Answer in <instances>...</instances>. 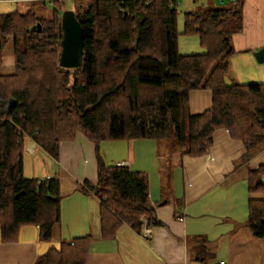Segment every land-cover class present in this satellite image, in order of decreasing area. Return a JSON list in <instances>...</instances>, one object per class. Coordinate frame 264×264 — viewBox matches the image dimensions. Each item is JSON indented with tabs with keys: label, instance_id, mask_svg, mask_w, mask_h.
<instances>
[{
	"label": "trees",
	"instance_id": "trees-1",
	"mask_svg": "<svg viewBox=\"0 0 264 264\" xmlns=\"http://www.w3.org/2000/svg\"><path fill=\"white\" fill-rule=\"evenodd\" d=\"M19 1L32 8L0 15V53L12 38L16 60L13 74L0 73V231L5 241H17L29 225L49 241L62 221L61 180L25 175L29 139L55 160L61 144L80 134L97 146L98 183L87 181L79 188L101 201L108 238L124 225L142 232L146 220L149 226L162 224L148 175L108 166L100 155L102 143L175 136L173 148L182 159L200 158L209 153L215 132L226 129L244 143L245 160L264 151V84H240L232 74L233 38L243 31L244 0L185 13L183 35L199 37L205 50L200 55L179 52V0ZM37 3L52 7V16L40 14ZM67 10L83 27L80 68L60 64ZM200 90L213 93V107L192 115L190 96ZM250 178L251 193L264 192V167ZM248 225L255 238L264 239L263 200L250 201ZM91 240L62 242L36 264H84Z\"/></svg>",
	"mask_w": 264,
	"mask_h": 264
},
{
	"label": "crops",
	"instance_id": "crops-1",
	"mask_svg": "<svg viewBox=\"0 0 264 264\" xmlns=\"http://www.w3.org/2000/svg\"><path fill=\"white\" fill-rule=\"evenodd\" d=\"M224 1L204 0L200 6L220 7ZM243 15V31L233 38L232 74L240 84H264V64L256 58L264 49V0H244ZM180 45L179 41V49ZM212 107L211 91L191 93L192 115ZM161 143L154 139L116 141L110 148L117 155L110 158L113 165L105 158L108 166H127L148 175L155 216L162 225L149 226L146 220L142 232L124 225L108 238L102 231L101 201L79 188L87 181L98 183L97 146L80 134L76 141L61 144L55 160L29 139L26 155L30 161L42 160L52 172L57 166L71 174L76 185L62 193V221L51 240L42 239L33 225L22 227L14 242L5 241L0 231V264H36L62 242L88 236L92 240L84 264H264V239L255 238L248 225L250 201H264V192L250 191L251 172L264 167V151L245 160L244 143L226 129L215 132L209 153L200 158L182 159L177 152L170 162L169 156L160 155ZM28 166L25 159L26 176ZM53 177L57 176L46 178Z\"/></svg>",
	"mask_w": 264,
	"mask_h": 264
},
{
	"label": "rangeland",
	"instance_id": "rangeland-1",
	"mask_svg": "<svg viewBox=\"0 0 264 264\" xmlns=\"http://www.w3.org/2000/svg\"><path fill=\"white\" fill-rule=\"evenodd\" d=\"M180 6H179V20H178V29L181 34L180 36V42H181V48L179 49V52L181 55H200L204 54L205 50L203 49L199 37H193V36H185L183 35L184 32V23H185V13L194 11L198 6L201 5V3L204 0H199L197 4L191 1L187 0H179ZM230 2H233V0H225L222 4H219L217 6L225 7ZM35 9L40 12L43 16L51 17L52 16V7H45L40 4H34ZM70 6H72L70 4ZM32 8L31 3L24 2V1H9V0H2L0 1V15L2 14H8L15 11H20L26 13ZM15 55H14V44L13 39L9 38L5 41L4 47L2 52L0 53V73L4 75H10L13 74L15 71ZM231 81V80H230ZM228 82L229 84L231 82ZM175 136H173L170 139L163 140L160 146V155L163 156L164 159H167L169 156V161L173 162L174 156L173 153H177L178 150L176 148L170 149L171 145L174 144ZM116 144V141H106L100 145V155L105 159H108V164H110V158L115 157L117 154H113L111 151V147ZM107 153V154H106ZM118 153L120 154V151L118 150ZM108 156V157H107ZM36 157L40 158V155H37ZM34 157V158H36ZM30 155L26 159L29 162V166L27 167V176L31 179L37 178V179H45L47 175H54L57 176L62 183V193L66 194L69 193L72 190V187L76 184L74 183V177L69 174L66 171H63L60 168H57L52 172L51 166L47 167V165L44 163V161H40L38 163V160L33 159V161L29 160ZM163 160L162 166H165V161ZM106 160V159H105ZM50 161H52L50 159ZM55 162V161H53ZM57 162V161H56ZM55 162V164H56ZM38 163V164H36ZM113 165V164H110ZM170 167V164H166V167ZM48 173V174H47ZM56 174V175H55Z\"/></svg>",
	"mask_w": 264,
	"mask_h": 264
},
{
	"label": "water",
	"instance_id": "water-1",
	"mask_svg": "<svg viewBox=\"0 0 264 264\" xmlns=\"http://www.w3.org/2000/svg\"><path fill=\"white\" fill-rule=\"evenodd\" d=\"M40 29L41 26L39 25ZM63 41H62V55L61 66L68 69L80 68L84 63V32L81 23L76 17L73 10H67L62 18ZM257 61L264 64V49L256 54ZM166 74L168 71L165 69ZM15 110V101L10 103V111ZM264 184V178L262 179Z\"/></svg>",
	"mask_w": 264,
	"mask_h": 264
},
{
	"label": "built area",
	"instance_id": "built-area-1",
	"mask_svg": "<svg viewBox=\"0 0 264 264\" xmlns=\"http://www.w3.org/2000/svg\"><path fill=\"white\" fill-rule=\"evenodd\" d=\"M9 1H14V2H16V1H19V0H9ZM123 165H125V164H123ZM220 264H229L228 262H220Z\"/></svg>",
	"mask_w": 264,
	"mask_h": 264
}]
</instances>
